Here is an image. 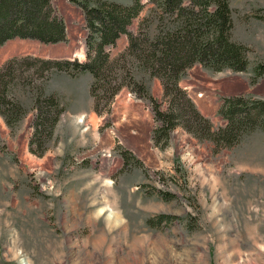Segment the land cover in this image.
I'll use <instances>...</instances> for the list:
<instances>
[{
  "label": "rangeland",
  "instance_id": "rangeland-1",
  "mask_svg": "<svg viewBox=\"0 0 264 264\" xmlns=\"http://www.w3.org/2000/svg\"><path fill=\"white\" fill-rule=\"evenodd\" d=\"M143 2L131 26L153 35L158 9ZM230 2L231 38L248 47V68L215 71L196 63L181 78L194 85L193 97L180 83L216 129L226 123L218 114L224 97L264 98V76L250 83L264 64V0ZM54 3L80 37L81 9L69 0ZM136 78L152 92L156 77L138 70ZM51 87L65 85L57 79ZM14 95L28 114L12 128L0 116V264H264V128L218 148L178 125L159 146L154 116L118 115L114 97L99 119L85 108L77 114L65 100L39 156L29 145L36 112L30 85L16 86ZM160 101L167 110L164 96ZM125 149L132 152L127 160Z\"/></svg>",
  "mask_w": 264,
  "mask_h": 264
},
{
  "label": "trees",
  "instance_id": "trees-1",
  "mask_svg": "<svg viewBox=\"0 0 264 264\" xmlns=\"http://www.w3.org/2000/svg\"><path fill=\"white\" fill-rule=\"evenodd\" d=\"M148 1L159 13L157 32L153 35L141 27L138 33L130 29L145 7L143 0H133L129 5L112 0H70L85 18L86 59L27 54L5 61L0 68V116L10 128L27 116L28 110L14 95V89L30 85L36 110L29 143L33 153L44 154L45 142L65 111L59 95L46 92L48 81L62 72L72 76L92 73L90 92L94 111L99 115L110 113L113 98L127 85L137 98L148 102L160 123L152 134L159 146L168 143L178 125L199 141L210 140L218 148L231 147L247 133L264 128V98L224 97L218 114L226 123L216 129L180 86L182 76L196 63L215 71L239 72L248 68V47L231 38L234 24L230 0ZM123 34L128 36V47L112 59L107 47L115 46ZM14 38L43 43L67 41V24L57 13L53 0H0V48ZM138 70L162 81L167 110H163V102L153 95L145 79L137 80ZM262 76L264 64H258L251 85ZM125 150L123 157L127 160L132 152Z\"/></svg>",
  "mask_w": 264,
  "mask_h": 264
},
{
  "label": "crops",
  "instance_id": "crops-1",
  "mask_svg": "<svg viewBox=\"0 0 264 264\" xmlns=\"http://www.w3.org/2000/svg\"><path fill=\"white\" fill-rule=\"evenodd\" d=\"M63 1V0H58ZM54 3V0H53ZM54 6L56 8L57 13L62 16L67 24V33L68 40L58 43H43L36 39H22V38H14L8 40L1 48H0V68L11 57L21 56V55H37L41 57L47 58H80V60L86 59V36L88 34V30L84 28L80 33V37L76 36L74 32L70 30L69 19L68 17L57 9L55 3ZM82 13V12H81ZM83 15V13H82ZM84 18V15H83ZM83 27H86L85 19L82 22ZM132 31L135 30L133 26H130ZM128 46V37L123 34L117 41L115 46L107 47L108 51H111V56L115 57L120 52L124 51ZM190 74L193 77L190 70ZM63 82L65 85L64 89H53L51 87L52 83L56 80ZM84 79L83 87L80 90L79 85L81 84V80ZM93 75L90 72H83L78 76H72L67 73H56L54 76L48 81L46 85V91L48 93H57L60 97L61 103L65 106V100H70L73 102L74 112L77 114L84 113L86 111H94V98L91 95L90 88L93 82ZM181 85L184 86L191 97V89L193 88V84L191 81H185L181 79ZM85 87V88H84ZM151 89L153 95L162 100L164 96V89L161 83V80L158 78H154L151 83ZM129 90L127 88H122L120 90L112 102V109L114 113L118 115H122L123 117H146L154 119L153 111L151 106L144 100L139 99L137 97H131L128 95ZM89 93V94H87ZM85 108V109H83ZM95 112V111H94ZM96 113V112H95ZM85 114V113H84ZM99 119L105 117V115L97 114Z\"/></svg>",
  "mask_w": 264,
  "mask_h": 264
},
{
  "label": "bare ground",
  "instance_id": "bare-ground-1",
  "mask_svg": "<svg viewBox=\"0 0 264 264\" xmlns=\"http://www.w3.org/2000/svg\"><path fill=\"white\" fill-rule=\"evenodd\" d=\"M115 219L120 221V217L118 215L115 216ZM111 223H113V222H111Z\"/></svg>",
  "mask_w": 264,
  "mask_h": 264
}]
</instances>
